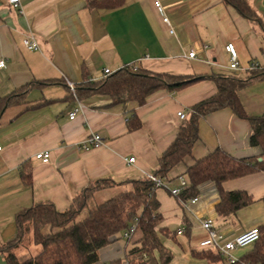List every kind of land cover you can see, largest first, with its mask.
<instances>
[{
  "label": "crops",
  "instance_id": "crops-1",
  "mask_svg": "<svg viewBox=\"0 0 264 264\" xmlns=\"http://www.w3.org/2000/svg\"><path fill=\"white\" fill-rule=\"evenodd\" d=\"M247 1L264 22V0ZM161 2L173 33L153 0H124L116 9H92L87 0H21L20 8L14 9L9 0H0V60L6 62L0 69V101L31 86L18 102L0 103V246L17 237L15 217L20 211L52 204L65 212L90 183L114 181V186L96 192L88 201L95 207L130 191L131 181L154 174L183 123L177 113L184 111L189 117L190 108L217 92L206 79L177 93L158 92L144 106L108 107L106 97L76 99L68 83L76 87L85 76L100 80L104 70L117 72L126 66L195 77H244L252 61L264 69L262 26L222 0ZM30 35L39 50L23 45ZM230 43L237 50L240 72L229 68L225 46ZM192 52L194 59L189 58ZM238 96L248 116L264 114V80L242 89ZM133 114L141 125L137 130L129 127ZM92 133L101 136L103 144L80 149ZM251 133L250 123L229 109L202 118L191 156L156 190L163 218L160 228L176 233L173 238L160 235L173 255L170 264H207L192 255L201 252L199 243L208 236L201 226L204 219H213L227 239L264 226V171L223 184L225 192H246L253 200L226 218L216 213L220 196L211 182L199 187V202L194 205L170 192L189 167L216 149L237 159L259 157L260 149L249 144ZM41 152L50 153L49 163L35 159ZM129 158L135 162L129 164ZM179 230L183 233L178 234ZM130 244L120 240L110 244L100 251L96 264L124 262ZM253 246L235 255L241 258ZM0 264H7L1 254Z\"/></svg>",
  "mask_w": 264,
  "mask_h": 264
},
{
  "label": "trees",
  "instance_id": "trees-1",
  "mask_svg": "<svg viewBox=\"0 0 264 264\" xmlns=\"http://www.w3.org/2000/svg\"><path fill=\"white\" fill-rule=\"evenodd\" d=\"M222 1L249 22L262 26L261 19L247 0ZM123 3L124 0H87V6L92 9H116ZM244 74V77L179 76L126 66L100 80H90L85 76V81L75 87V94L70 93L78 100L93 96L106 97L110 101L108 107L127 104L140 107L158 92L177 93L203 80L212 81L217 92L190 108L189 117L180 126L175 141L160 157L159 168L153 175L165 183L170 172L191 156L199 139L200 120L220 110H231L236 117L250 123L252 133L249 144L260 149V156L237 159L216 149L207 157L196 161L180 176L187 180L189 186L178 197L183 201L198 197L199 187L211 182L215 184L220 196L216 213L219 217L226 218L249 206L253 200L246 192H225L223 184L264 171V114L258 117L248 116L238 96L242 89L264 80V69L259 67ZM30 87H24L18 92V96L12 95L2 99L0 103L3 106L18 102ZM140 126L138 118L133 114L130 118V130H137ZM24 178L29 184L30 174L24 175ZM114 185V181L107 179L90 183L73 199L65 212H58L52 204H38L20 211L15 217L17 237L1 245L0 254L7 264H96L100 251L119 240V236L122 237L132 221L138 219L137 232L140 233V238L126 251V264H170L173 255L163 245L160 235L173 238L176 233L160 228L163 218L156 198L158 188L149 178L131 181L130 191H124L95 206L89 210L86 218L76 220L96 192ZM259 230V241L236 264H264V226ZM31 244L39 247V251L28 259H20L19 251L28 249ZM192 255L197 259L207 260V264H223L224 260L211 251L193 252Z\"/></svg>",
  "mask_w": 264,
  "mask_h": 264
},
{
  "label": "built area",
  "instance_id": "built-area-1",
  "mask_svg": "<svg viewBox=\"0 0 264 264\" xmlns=\"http://www.w3.org/2000/svg\"><path fill=\"white\" fill-rule=\"evenodd\" d=\"M10 5L14 9L20 8L21 0H9ZM154 8L157 13L160 15L162 22L170 27V32L174 31L171 28V22L169 16L167 15L166 8L163 6L161 0H153ZM23 45L27 50L36 51L39 50V45L36 42L35 38L30 35L23 39ZM226 52L230 56V64L229 68L233 71L240 72V66L238 61V53L234 46V44H227L225 46ZM196 57V53L192 52L189 54V58L194 59ZM264 57V53H263ZM5 60H0V69L5 68ZM134 69H137L136 66H133ZM259 62L252 61L249 64V68L247 71H251L259 68ZM114 72L110 70H104L102 79L112 75ZM68 86L73 94H75V87L73 84L68 83ZM177 117L184 121L187 117V114L184 111H180L177 113ZM75 118V112L70 115V119L73 120ZM103 144V139L98 134L92 133L87 140L80 146V149L88 151L90 149L98 148ZM2 151V147L0 146V152ZM36 160L41 161L44 164L50 162V153L49 152H41L35 156ZM129 164L135 162V158H129L126 160ZM149 178L154 184L156 188H161L165 186V183L162 182L159 178L155 177L153 174L148 175ZM179 185L176 188L170 190L172 196L179 197L183 190L187 189L189 184L184 177H179L178 179ZM199 202V197H195L190 200L192 205L197 204ZM202 228L207 232V238L203 239L199 243V249L201 251H211L216 255L221 256L223 260V264H236L239 261V258L235 255V252L247 248L249 246H253L260 239V230L259 227H254L242 232L240 235L233 239H227L215 226V222L211 218H207L202 220L201 222ZM138 219H134L129 227L122 233V238L126 241H130L134 235L138 232ZM183 230H179L178 234H182ZM108 264H115L114 262H109ZM121 264H126V262H121Z\"/></svg>",
  "mask_w": 264,
  "mask_h": 264
},
{
  "label": "rangeland",
  "instance_id": "rangeland-1",
  "mask_svg": "<svg viewBox=\"0 0 264 264\" xmlns=\"http://www.w3.org/2000/svg\"><path fill=\"white\" fill-rule=\"evenodd\" d=\"M260 24L262 25V27H264V22L262 20H260ZM144 70H146V69H144ZM149 72H152V71H149ZM152 73H156V72H152ZM159 74H164V73H159ZM187 118H188V116L186 117V119ZM92 208H94V206L87 204L86 209L83 210V212L76 218V220L78 221V220H83L84 218H86L89 210ZM139 238H140V233L138 232L136 235H134V237L130 241L132 244H134L135 242H137L139 240ZM119 240L123 244L126 242V240H124L121 236H119ZM132 244H130V245H132ZM175 246H177V245H175ZM38 251H39V247H36L35 245L31 244V246L28 247V249H26V250L22 249L19 251V257H20V259L25 260L31 256H34ZM24 254H27L26 257Z\"/></svg>",
  "mask_w": 264,
  "mask_h": 264
}]
</instances>
